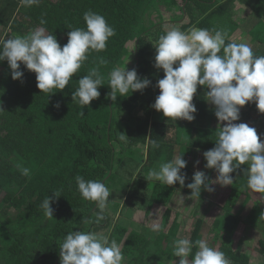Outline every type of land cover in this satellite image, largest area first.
Returning a JSON list of instances; mask_svg holds the SVG:
<instances>
[{"label":"trees","instance_id":"obj_1","mask_svg":"<svg viewBox=\"0 0 264 264\" xmlns=\"http://www.w3.org/2000/svg\"><path fill=\"white\" fill-rule=\"evenodd\" d=\"M158 6L178 9L180 15L145 27L144 14ZM88 11L102 15L115 35L105 50L88 54L62 91L54 90L57 92L49 96L41 93L36 74L23 64L22 78L13 80L7 60L0 62V264H60L59 246L70 231L108 235L120 245L124 264H179L173 242L179 238L182 224L180 212L171 207L172 198L178 191L191 193L187 184L194 175L193 156L214 148L220 127L227 122L218 121L207 89L200 85L192 101L197 111L191 122H174L151 107L159 95L156 84L164 77L163 70L154 67L155 46L171 27L185 33L193 28L222 29L227 33L226 43H246L255 55H264V0H40L30 8L20 0H9L1 10L0 27L6 30V38L0 42L44 27L63 46L71 29L86 27L83 15ZM41 19L46 21L44 25ZM100 58L106 63L100 64ZM117 67L136 69L150 85L142 92L117 96L115 102L107 99L109 73ZM93 68H98L105 85L98 89L99 98L82 108L72 101V93L79 78ZM247 109L252 122L262 124L260 128L253 124V128L264 143V114L254 101ZM122 133L129 139L120 140ZM151 140L160 147L153 149ZM176 146L187 161L181 170L186 174L185 185L167 186L157 181L152 185L147 173L172 161ZM140 148L146 149L142 164L136 159ZM126 162L138 165L137 176L133 174L122 204L113 202L110 194L105 219L97 224V206L81 197L75 178L99 180L108 186ZM18 165L29 168L30 176L22 175ZM246 168L241 165L230 174L232 185L211 183L214 191H203L209 207L202 216L194 217L187 238L193 244L205 239L231 264H253L257 257L264 264V204L247 187ZM210 175L208 180L215 181L214 169ZM53 192H59L60 197ZM48 196L54 219L46 217L41 207ZM126 209L143 231L117 223L115 219L124 216ZM153 223L161 226L159 231H152ZM242 223L259 234L254 246L244 247L234 240ZM196 250L193 247L189 264Z\"/></svg>","mask_w":264,"mask_h":264},{"label":"clouds","instance_id":"obj_2","mask_svg":"<svg viewBox=\"0 0 264 264\" xmlns=\"http://www.w3.org/2000/svg\"><path fill=\"white\" fill-rule=\"evenodd\" d=\"M39 2L20 0V4L28 8ZM83 19L86 27L71 29L63 46L54 34H47L44 27L0 42V62L7 60L13 80L22 78L20 67L23 64L36 74V86L41 93L49 96L57 92L54 90L62 91L88 59V54L105 50L108 40L115 35L114 28L102 15L88 11ZM45 23V20H40L41 25ZM226 38L227 33L222 29L193 28L185 33L178 27H171L159 37L155 46L154 67L162 69L164 77L156 84L159 95L151 107L174 122L178 119L191 122L197 111L192 101L200 85L207 89L208 101L215 106L218 121L227 122L220 127L215 147L203 153L205 168L214 169L216 179L209 181L203 171H196L192 182L187 184L191 190L188 198L192 200L200 199L202 189L214 191L209 186L211 183L232 185L230 174L241 165H247V187L255 193H264V143L255 128L246 123H234L240 120L241 108L253 101L258 111L264 114V55H255L246 43H226ZM104 63L106 61L100 58V64ZM150 83L147 78L139 77L134 68H114L109 73L107 85L111 91L106 98L115 102L117 96L127 97L130 91L142 92ZM103 85L104 79L98 68L91 69L79 78L72 101L78 102L82 108L89 106L99 98L98 89ZM119 138L122 141L129 139L123 133ZM150 143L153 149L160 147L156 140ZM186 164L182 154L178 155L174 160L162 163L158 170H150L146 179L167 186L177 183L184 186L186 174L181 170ZM17 167L22 175L30 176L29 168ZM75 179L81 197L95 202L98 209L95 223L99 224L105 219L112 192L99 180H85L82 176ZM53 193L55 197H60L59 192ZM50 203L51 197L48 196L41 207L46 217L54 219ZM160 228L158 223H153L152 231H159ZM173 243V254L180 257L179 264H189L188 257L192 255L193 247L197 250L191 264H230L225 254L210 247L205 239L193 244L185 237ZM59 247L60 264H123L124 260L120 245L102 232L70 231Z\"/></svg>","mask_w":264,"mask_h":264},{"label":"rangeland","instance_id":"obj_3","mask_svg":"<svg viewBox=\"0 0 264 264\" xmlns=\"http://www.w3.org/2000/svg\"><path fill=\"white\" fill-rule=\"evenodd\" d=\"M174 14L175 16L179 17L180 11L178 9L177 10L167 9L164 6L151 7L144 14L145 27L155 26L163 21L167 22V21L174 20ZM5 32L6 30L3 28V31H1V34H0L1 36L0 39L3 40L6 38L4 36ZM241 39H242V35L238 37L237 41H241ZM235 122L246 123L250 127H253V124H255V122H252V120L250 119L249 112L247 109V104L244 107H242L240 110V120L235 121ZM255 125L259 126V128L262 126V124H259V125L255 124ZM119 151L120 149L117 147L116 152H119ZM145 152H146V149L140 148L139 154L136 156V159L139 162V164L141 163V161H144L143 157L145 158ZM178 155H179V146H176L175 153L173 155L172 160H174L175 157H177ZM117 161L118 162L116 163V165L118 166V163L120 162V160L117 159ZM192 164L193 165L191 167H192L193 173H195L196 171H203L209 179L212 178L210 175L211 169L205 168L206 160L203 156V152L195 153V155L193 156ZM153 169L158 170L159 167H154ZM135 170L138 171V165L134 167L133 163L126 162L123 165H121L120 170H119V175H116V179L114 180V182H111V184L107 186L109 190L112 192L111 197H112L113 202L121 203V204L123 203L124 199L126 198L124 194L126 193L129 184L130 183L132 184V182L134 181L133 178L137 176V172ZM133 174H135L134 177H132ZM151 181H152L151 184L153 185L155 180H151ZM203 191L204 190L202 189L200 199L198 198L194 200L189 199L188 197L190 196V194L185 193L183 191H178L173 196L172 201H171V207L172 209L179 211L181 215L180 221L182 225H181V232H180L179 238L188 237L189 230L192 225V221L194 217L202 216L207 210V208L209 207L208 203L205 200H203V197H202ZM257 194H258L257 198L259 200H262L264 204V193H257ZM182 197H184V201ZM257 198L255 197V199ZM122 214H124V216L122 217L118 216L115 219L117 223L122 224L125 227H128L129 229H133V230L138 229V231H143L142 226L140 225L137 226L131 221V218L133 217V213L130 216L126 209V210H123ZM259 239H260L259 234L257 233L255 234L252 227L247 226L243 223L239 225L235 233V236H234V240H236L239 244L243 245L244 247H247L249 245L254 246ZM159 261L161 262L163 260L159 259ZM124 263H125V260H123V264ZM156 264H159V263H156ZM253 264H263V259L261 257L254 258Z\"/></svg>","mask_w":264,"mask_h":264},{"label":"crops","instance_id":"obj_4","mask_svg":"<svg viewBox=\"0 0 264 264\" xmlns=\"http://www.w3.org/2000/svg\"><path fill=\"white\" fill-rule=\"evenodd\" d=\"M13 1L14 2H17L18 0H13ZM8 5H9V0H0V21L2 20L1 19L2 18V12H1V10L3 9V7H7ZM1 31H3V28L2 27H0V34H1Z\"/></svg>","mask_w":264,"mask_h":264}]
</instances>
